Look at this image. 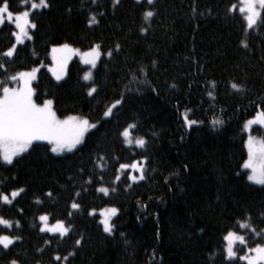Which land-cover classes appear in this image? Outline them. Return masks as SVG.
<instances>
[{
	"label": "trees",
	"instance_id": "trees-1",
	"mask_svg": "<svg viewBox=\"0 0 264 264\" xmlns=\"http://www.w3.org/2000/svg\"><path fill=\"white\" fill-rule=\"evenodd\" d=\"M11 2L14 9L20 7V0ZM49 2L50 8L32 17L37 25L30 30L32 39L17 46L18 55L7 65L8 72L0 70V80L41 66L32 84L40 101L52 99L61 118L77 115L99 123L78 150L55 155L46 143L34 142L12 165L0 166V181L26 189L14 207H0V214L21 225L13 233L21 239L8 250L0 247V264L11 259L19 264H61L53 260L56 252H74L69 264H224L218 252L221 230L246 213L259 223L264 212V185L251 183L242 167L243 124L264 110V26L247 29L240 14L227 12L230 3L239 0H155L151 21H145V8L137 0H120L115 6L113 0ZM92 14L99 22L89 26ZM141 28L148 31L142 33ZM14 30L8 22L0 28V53L14 43ZM65 43L82 51L95 44L113 49V57H102L92 72L98 89L93 96L85 87L92 81L82 79L87 66L77 59L68 63L60 81L47 69L52 47ZM138 66H145L151 86L127 94L128 70ZM212 80L217 82L215 100L206 95L212 90L206 82ZM231 82L241 83L244 90L235 92ZM121 94L125 101L119 111L104 118L106 107ZM188 109L189 118L202 123L186 127L183 113ZM214 115L222 117V126L212 127ZM125 121L137 122L138 134L148 140L146 150L136 149L149 157L146 179L131 191L120 185L118 194L110 197L89 189L78 201L85 209L119 207L114 232L103 231L98 214L82 211L73 220L70 237L41 233L35 217L44 210L63 216L87 178H81L79 170L92 169L97 152L129 160L130 151L117 138ZM251 133L264 141L263 127L255 126ZM113 172L107 169L106 181ZM49 190L51 198L45 195ZM36 197L44 203H35Z\"/></svg>",
	"mask_w": 264,
	"mask_h": 264
},
{
	"label": "snow or ice",
	"instance_id": "snow-or-ice-1",
	"mask_svg": "<svg viewBox=\"0 0 264 264\" xmlns=\"http://www.w3.org/2000/svg\"><path fill=\"white\" fill-rule=\"evenodd\" d=\"M96 3V0H91ZM120 0H113V5H119ZM137 3L144 7L143 17L145 21H151L156 15L152 9L155 0H137ZM149 6V7H146ZM20 7L23 10H20ZM20 7L13 8L11 0H0V28L6 25V22L14 25L15 30L11 35L15 42L0 53V70L8 72L7 65L10 64L18 55L17 46L24 44L25 40H31L32 35L29 29H35L36 23L32 17L39 11L51 7L49 0H20ZM228 13H238L242 17V23L247 29L264 26V0H239V4L230 3L226 9ZM102 16L103 13H100ZM99 21L96 14H92L87 20V24L92 26ZM259 22V23H258ZM147 28H141L142 33H146ZM243 47H248L245 41H241ZM120 44L115 45V50L120 49ZM53 66L49 71L57 81L62 79L69 58L78 54L85 65H90L92 69L97 67V63L102 57L109 60L113 57V49L104 50L100 44L91 46L87 51L81 52L65 43L60 46H54L51 49ZM155 67V61L152 62ZM39 71L37 67L30 70L18 71L8 75L5 79L0 80V166L12 165L14 159L21 154L29 151L34 142L46 141L49 151L54 154L73 152L78 150V146L85 143V137L91 129H95L99 123L92 122L88 117L67 115L61 118L53 107L52 99L40 101L39 96H35V89L32 81L36 78ZM148 72L145 66H138L128 70L130 77L128 84L125 86L127 94L139 93L144 86H151L147 79ZM82 79L92 81L87 87V95L93 96L98 92L93 80L91 70L84 72ZM206 85L212 90H208L206 95L211 100H215L214 90L217 88L215 80L207 81ZM191 86V85H190ZM175 87V85H172ZM230 87L235 92L244 90V86L238 82H231ZM155 91V88L152 89ZM35 96V98H34ZM125 101V95L121 94L119 98L109 104L103 112V117L111 119L117 113ZM257 107H261L257 105ZM215 112V106L209 109ZM191 109L183 113V121L186 127L191 128L193 125L202 123L195 119L189 118ZM119 123V121H117ZM224 123L221 116L214 115L211 120L212 127L222 126ZM253 125L264 126V110L258 111L256 115L248 119L244 125L245 130H250ZM139 124L137 122L125 121L117 130V138L125 151H130L131 156L127 162H121L122 154H116L111 157L105 152L95 154L92 169L85 171L81 168L79 175L82 179L79 184V191H75L66 205L65 213L62 217L57 218L54 213L46 210L41 211L38 217L39 231L41 233L58 234L61 239L70 237L74 231L73 220L77 213L87 211L89 216H100L99 223L103 231L112 234L115 229L114 218H118L121 209L115 205L106 206L101 209H85L82 203L78 202L83 193L93 189L96 193L102 194L103 197H110L118 194L120 185L124 190L131 191L134 185L143 182L147 176L146 165L149 157L142 152L146 150L148 140L145 134H138ZM155 135V133H152ZM248 158L242 164L244 169H250L251 173L247 176L249 181L255 184L264 185V143L258 150H254L251 136L247 140ZM131 157H136L135 159ZM109 160H115V164H109ZM114 169L111 181L105 180L107 169ZM185 169L187 165L184 166ZM155 171V169H153ZM178 176V174H177ZM69 182L75 181V177H69ZM75 188V184H73ZM26 191L24 187H17L11 183L4 184L0 181V207L15 206L18 198ZM45 195L49 198L53 196L51 190ZM35 203L43 204L44 202L36 197ZM147 209V205H141ZM23 213V209L18 210ZM259 223L253 220L251 214H243L236 219L234 223L226 225L222 230L221 244L218 246L219 255L223 258L224 264H264V212L260 213ZM54 221V222H53ZM20 221L5 218L0 214V247L4 250L10 249L14 243L21 239L20 236L13 234L15 229L20 228ZM123 235V234H121ZM50 244L51 241H45ZM82 238L75 240V245L79 246ZM242 253V254H241ZM75 253L69 252L61 255L56 252L53 260L61 264H69L70 257ZM215 255V254H214ZM9 264H19L17 259H11Z\"/></svg>",
	"mask_w": 264,
	"mask_h": 264
},
{
	"label": "rangeland",
	"instance_id": "rangeland-1",
	"mask_svg": "<svg viewBox=\"0 0 264 264\" xmlns=\"http://www.w3.org/2000/svg\"><path fill=\"white\" fill-rule=\"evenodd\" d=\"M9 23V22H8ZM14 26V25H13ZM30 30L31 29H29V32H30ZM26 41V40H25ZM14 42H15V38H14ZM75 49H77V48H75ZM79 50V49H78ZM81 52H83L82 50H80ZM87 51V50H86ZM73 59H77L78 61H80L82 64H83V62L81 61V59H80V56L78 55V54H74V55H72L70 58H69V60H68V62H67V65H68V63L71 61V60H73ZM85 65V64H84ZM51 66H53V61L51 62V65H49L48 67H47V69L49 70V68L51 67ZM85 66H87V70L86 71H89V70H91L92 72H93V70L94 69H92L91 68V66L90 65H85ZM38 69H40L41 68V66H36ZM66 68H67V66H66ZM66 68H65V72H64V74H63V76H62V79L66 76ZM50 72V71H49ZM38 73V72H37ZM51 73V72H50ZM51 75H52V73H51ZM36 76H37V74H36ZM52 77L55 79V77L52 75ZM36 79V78H35ZM35 79L32 81V84H33V82L35 81ZM61 79V80H62ZM56 80V79H55ZM60 81V80H59ZM255 115H256V113H255ZM254 115V116H255ZM253 116V117H254ZM253 117H251V118H253ZM251 118H249V119H251ZM247 121V120H246ZM246 121H245V123H246ZM245 123L243 124V131H244V133H245V149H246V159L248 158V148H247V140L249 139V137L251 136V138H252V141H253V148H254V150H258L259 148H260V146L262 145V143H264V141L262 140V139H260V138H258V137H256V136H254L252 133H251V130H252V128L253 127H255V126H260V127H263L264 128V126H262V125H253V126H251V128H250V130H245L244 129V125H245ZM92 130V129H91ZM37 142H42V143H46L47 144V142L46 141H37ZM80 146V145H79ZM65 153H67V152H65ZM54 154V153H53ZM62 154H64V153H62ZM62 154H59V155H62ZM22 155V154H21ZM55 155H58V154H55ZM245 159V160H246ZM243 170L244 171H246L247 172V176L251 173V170L250 169H244L243 168ZM251 183H253V184H255L254 182H252V181H250ZM256 185H259V184H256ZM98 214V213H97ZM99 215V214H98Z\"/></svg>",
	"mask_w": 264,
	"mask_h": 264
}]
</instances>
